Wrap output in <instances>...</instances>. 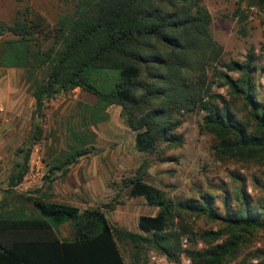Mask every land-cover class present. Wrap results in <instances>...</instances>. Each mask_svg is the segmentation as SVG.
<instances>
[{
  "label": "trees",
  "instance_id": "trees-1",
  "mask_svg": "<svg viewBox=\"0 0 264 264\" xmlns=\"http://www.w3.org/2000/svg\"><path fill=\"white\" fill-rule=\"evenodd\" d=\"M256 3L264 8V0ZM31 10L26 6L11 23H0V66L25 68L30 74L45 68L32 91L37 116H43L46 100L79 88L93 93L103 110L119 105L135 133L136 148L154 151L160 143H166L167 149L181 146L184 137L176 130L183 116L201 112L200 127L212 137L219 160L264 163V100L257 94L254 54L247 52L243 60L222 57V45L210 32L212 16L202 0H77L73 10L61 14L54 25ZM44 36L52 39L50 46L43 52L33 49L30 42ZM210 67L225 94L211 92ZM104 72L115 73V83L108 90L91 83L93 73ZM41 133L36 124L25 150H18L23 157L9 175L6 193L27 174ZM89 151L86 146L74 147L50 173ZM232 177L237 190L234 196L221 197V209L208 191L176 204L137 171L128 194L158 208L154 215L139 216L142 232L108 220L106 211L115 209L116 199L103 208L81 209L28 196L25 200L38 212L28 215L24 206H11L8 194L4 195L0 264H127L119 244L131 248V264H138L140 253L148 248L174 261L183 254L191 264H264V250L237 260L253 232L264 230V200H253L242 175L233 172ZM183 213L205 216L217 227L197 232L181 222ZM69 220L74 238L62 241L53 226ZM182 238L189 241L188 247H182ZM199 242L203 247H197Z\"/></svg>",
  "mask_w": 264,
  "mask_h": 264
},
{
  "label": "rangeland",
  "instance_id": "rangeland-1",
  "mask_svg": "<svg viewBox=\"0 0 264 264\" xmlns=\"http://www.w3.org/2000/svg\"><path fill=\"white\" fill-rule=\"evenodd\" d=\"M76 1L0 0V23H11L18 10L29 6L31 12L40 13L48 24L54 25L61 14L73 10ZM202 3L212 16L210 32L214 40L222 45L225 60H243L247 52H253L257 94L264 100V8L256 0H202ZM7 36L9 34L2 38ZM51 42V38L44 36L32 40L30 45L33 49L39 47L43 52ZM211 70L210 67L211 92L225 94L226 89L217 86ZM9 72L7 78L0 76V89H3L0 93V199L8 194L11 206H24L27 212L34 211L25 198L41 196L43 192L50 194L52 190L53 177L48 180L46 176H52L53 172L50 173L46 164L65 160L74 147L84 146L90 151L79 158L99 159L113 164L119 176L114 194L104 203L114 199L119 202L111 211L106 208L114 226L142 232L138 227L139 216L156 210L147 205L143 197L128 194L130 179L137 171L145 182L165 190L176 204L208 191L222 209L221 197L227 194L234 196L237 190L233 172L245 178L247 192L253 200H264V163L219 160L212 149V137L200 127L203 113L191 112L183 116V122L176 130L184 137L181 146L167 149L166 143H160L154 151H140L135 146V133L126 124L119 105L112 104L103 110L96 105L97 97L93 93L78 88L76 92L71 90L46 100L43 116L39 117L34 113L32 91L35 79L42 78L45 68L36 69L34 74L18 67L10 68ZM115 79L113 72L93 73L91 83L101 90H108ZM2 82H13L11 93L18 98L14 105L4 101L8 85ZM36 124L41 126L42 133L30 155L29 174L13 191L6 193L9 175L16 168V163L22 160ZM20 149L23 151L19 152ZM42 160L45 165L36 164ZM143 161L145 166H142ZM145 207L151 208L150 212ZM181 216V222L188 223L197 232L217 227L205 216L190 213ZM119 246L125 261L131 264V248L126 249L123 244ZM197 247H203V243L199 242ZM150 250L144 249L140 253L138 264H147ZM258 250H264L263 229L253 232L240 249L237 260L253 258L252 254ZM172 261L169 264H191L186 256Z\"/></svg>",
  "mask_w": 264,
  "mask_h": 264
},
{
  "label": "crops",
  "instance_id": "crops-1",
  "mask_svg": "<svg viewBox=\"0 0 264 264\" xmlns=\"http://www.w3.org/2000/svg\"><path fill=\"white\" fill-rule=\"evenodd\" d=\"M10 68L12 67L0 66V76L2 78H7L10 74ZM3 71H5L4 74H2ZM3 83L8 85V90L5 93L4 101L14 105L17 103L18 98L15 93H11V90L14 89L12 85L13 82H2V84ZM2 90L3 89L1 88L0 93L3 92ZM64 161L65 160H58L46 165L50 168L52 166H61ZM45 163L46 162L43 160L36 162V164L40 166L45 165ZM65 166H68L66 172L63 171ZM52 172V190L50 194H46L44 192L41 193V197L59 203L76 205L81 209L87 207L103 208L106 199L114 194V189L117 187L119 181V176L117 175V171L114 169V165L99 159L78 158L69 165L66 164L63 167L54 168ZM28 174L29 173L27 172L25 177H27ZM149 206L152 207V205ZM145 208L150 212L151 208ZM155 209L156 210L153 213L144 214L154 215L158 208L155 207ZM27 214L37 215L38 212L34 210L27 212ZM106 215L109 220L107 212ZM53 229L58 238L62 241H68L74 238V225L70 220L62 222L58 225H54Z\"/></svg>",
  "mask_w": 264,
  "mask_h": 264
},
{
  "label": "built area",
  "instance_id": "built-area-1",
  "mask_svg": "<svg viewBox=\"0 0 264 264\" xmlns=\"http://www.w3.org/2000/svg\"><path fill=\"white\" fill-rule=\"evenodd\" d=\"M77 89L78 88H75V89H73V91L76 92ZM181 245H182L183 248L188 247L189 244H188V241H187L186 238H182ZM181 256H184V255L182 254ZM169 261H172V260H169L164 254L159 253V252H157V251H155L153 249H151L149 251L147 264H169ZM188 262H190L189 259H188Z\"/></svg>",
  "mask_w": 264,
  "mask_h": 264
}]
</instances>
